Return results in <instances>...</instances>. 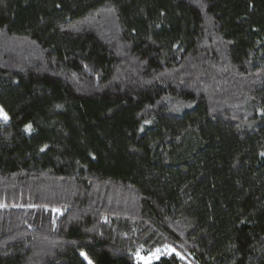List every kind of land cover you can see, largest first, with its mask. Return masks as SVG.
<instances>
[{"label": "trees", "instance_id": "obj_1", "mask_svg": "<svg viewBox=\"0 0 264 264\" xmlns=\"http://www.w3.org/2000/svg\"><path fill=\"white\" fill-rule=\"evenodd\" d=\"M0 108V264H264V0H0Z\"/></svg>", "mask_w": 264, "mask_h": 264}, {"label": "rangeland", "instance_id": "obj_2", "mask_svg": "<svg viewBox=\"0 0 264 264\" xmlns=\"http://www.w3.org/2000/svg\"><path fill=\"white\" fill-rule=\"evenodd\" d=\"M4 116H6L4 113H0V120L3 121V122H6L4 120ZM8 120V119H7ZM170 253V250L169 249H163L161 251H158L156 252V254L152 255L151 257H148V258H141V257H138L137 260L138 262H141L143 264H147L155 259H157L158 257L162 256V255H168ZM86 260V259H85ZM86 262L88 264H90L87 260Z\"/></svg>", "mask_w": 264, "mask_h": 264}, {"label": "snow or ice", "instance_id": "obj_3", "mask_svg": "<svg viewBox=\"0 0 264 264\" xmlns=\"http://www.w3.org/2000/svg\"><path fill=\"white\" fill-rule=\"evenodd\" d=\"M0 113H3L2 108H0ZM4 120L7 121V116H4ZM41 151H44V149L42 148ZM261 155H264V153H261Z\"/></svg>", "mask_w": 264, "mask_h": 264}]
</instances>
